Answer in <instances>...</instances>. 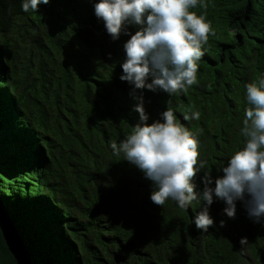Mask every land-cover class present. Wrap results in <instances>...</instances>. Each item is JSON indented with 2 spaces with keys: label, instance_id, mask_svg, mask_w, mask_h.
Masks as SVG:
<instances>
[{
  "label": "trees",
  "instance_id": "1",
  "mask_svg": "<svg viewBox=\"0 0 264 264\" xmlns=\"http://www.w3.org/2000/svg\"><path fill=\"white\" fill-rule=\"evenodd\" d=\"M95 2L50 0L25 13L22 0H0V210L23 243L0 215V264H264V217L254 222L237 200L231 219L214 197L215 223L203 233L194 224L203 201L188 210L172 200L155 205L152 181L113 153L110 143L140 117L134 86L120 79L130 37L113 41ZM203 3L190 11L206 15L215 35L202 45L199 83L170 97L136 90L149 124L170 101L198 133V160L207 163L197 192L205 173L214 187L243 147L245 84L264 74V0ZM192 111L200 118L185 120Z\"/></svg>",
  "mask_w": 264,
  "mask_h": 264
},
{
  "label": "clouds",
  "instance_id": "2",
  "mask_svg": "<svg viewBox=\"0 0 264 264\" xmlns=\"http://www.w3.org/2000/svg\"><path fill=\"white\" fill-rule=\"evenodd\" d=\"M49 2L22 0L21 9L25 13L38 12L41 3ZM196 7L206 5L203 0H98L94 14L103 21L113 41L121 34L130 37L123 44L125 58L120 79L134 86L130 95L137 101L134 110L139 113L140 123L119 143H110L113 153L122 154L152 181L150 199L155 205L163 207L172 200L180 209L188 210L193 201H203L194 224L207 233L215 223L209 213L214 197L226 203L223 212L231 219H235L237 200L244 203L254 222L264 217V74L245 84L247 107L240 129L243 147L227 159L223 176L215 179L214 187L213 178L205 173L203 189L197 192L193 181L207 163L198 160V133L179 122L170 101L161 118L149 124L143 95L136 94L137 89H147L163 91L170 97L187 93L189 87L199 83L202 45L215 31L206 15L190 11ZM129 25L137 27L134 34L128 31ZM199 118V111L184 115L185 120ZM224 225L222 220L220 226ZM248 243L247 237L240 239L241 254Z\"/></svg>",
  "mask_w": 264,
  "mask_h": 264
},
{
  "label": "water",
  "instance_id": "3",
  "mask_svg": "<svg viewBox=\"0 0 264 264\" xmlns=\"http://www.w3.org/2000/svg\"><path fill=\"white\" fill-rule=\"evenodd\" d=\"M0 215L2 216V218L4 219V220H6L7 222H8V220H9V218H7L8 216H7V214L5 215L4 214V212L3 211H1L0 210ZM7 216V217H6ZM9 223V222H8ZM8 227H9V234H11V236H13L15 239H16V241L18 242V244H19V246L22 248L23 247V243H22V241L20 240V237H19V235L17 234L18 232H14V231H12L11 230V225H10V223L8 224ZM24 249V248H23ZM25 250V249H24ZM27 255V260H28V262L30 263V261H31V258L29 257V255L28 254H26Z\"/></svg>",
  "mask_w": 264,
  "mask_h": 264
}]
</instances>
